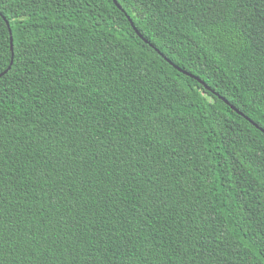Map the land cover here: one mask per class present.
<instances>
[{
    "label": "trees",
    "instance_id": "1",
    "mask_svg": "<svg viewBox=\"0 0 264 264\" xmlns=\"http://www.w3.org/2000/svg\"><path fill=\"white\" fill-rule=\"evenodd\" d=\"M116 1L0 0V264H264V0Z\"/></svg>",
    "mask_w": 264,
    "mask_h": 264
},
{
    "label": "water",
    "instance_id": "2",
    "mask_svg": "<svg viewBox=\"0 0 264 264\" xmlns=\"http://www.w3.org/2000/svg\"><path fill=\"white\" fill-rule=\"evenodd\" d=\"M114 1V3L119 7V8H121L120 6H119V4L117 3V1L116 0H113ZM6 23H7V25H8V27H9V24H8V22L6 21ZM130 23H131V25H132V27H133V29H134V31L137 33V35L144 41V42H146V43H148V41L145 39V38H143V36H142V34L137 30V28L135 27V25L132 23V21L130 20ZM9 29V33H10V45H11V49H12V36H11V29L10 28H8ZM11 63H12V58H11V61H10V64H9V66L4 70V71H2V72H0V77L2 76V75H4L9 69H10V65H11ZM177 69H179L178 67H177ZM208 88V87H207ZM220 98H222L221 96H220ZM223 100H225V102L228 104V105H230V107L234 110V111H236L239 115H242V116H244L247 120H249L254 126H256V127H258V125L256 124V123H254L252 120H250L246 115H244L241 111H239L237 108H235L233 105H231V104H229V102L225 99V98H222ZM262 132H264V129L263 128H260V127H258Z\"/></svg>",
    "mask_w": 264,
    "mask_h": 264
}]
</instances>
